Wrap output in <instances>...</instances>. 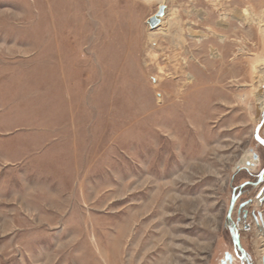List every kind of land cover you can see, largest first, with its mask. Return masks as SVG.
<instances>
[{
    "label": "rangeland",
    "instance_id": "1",
    "mask_svg": "<svg viewBox=\"0 0 264 264\" xmlns=\"http://www.w3.org/2000/svg\"><path fill=\"white\" fill-rule=\"evenodd\" d=\"M222 1L0 0V264H240L264 45ZM228 3L264 37V0Z\"/></svg>",
    "mask_w": 264,
    "mask_h": 264
},
{
    "label": "water",
    "instance_id": "2",
    "mask_svg": "<svg viewBox=\"0 0 264 264\" xmlns=\"http://www.w3.org/2000/svg\"><path fill=\"white\" fill-rule=\"evenodd\" d=\"M163 14H164V6L161 5V6H159L156 15L151 17L147 21V25L149 26V28L151 30H153L154 28H156L158 26L159 18L162 17ZM261 92L264 93V89ZM263 125H264V105H263V108L261 111L259 122L257 123V125L254 129V133H253L254 141L264 149V138L260 137V134H259ZM253 159L256 160L257 155H253ZM263 175H264V168L259 175L258 181L255 184H253L254 187H256V188L259 187V190L256 193L254 199L250 198L238 206V213L241 214L242 221L247 222L248 218L250 217L253 224L256 226V228L260 232L262 230H264V224H263V220H262V216H264V213L262 211H249V207L251 206V204L253 202H256L259 206L264 205V178H263ZM245 185H248V183H244V184L240 185L239 188L241 189ZM235 190H236L235 188L232 190V195H231V199L229 202V207H228V211L226 214L227 229H228V233H229L231 243H232V246L234 249V254L238 258V260L240 261V264H251L249 261L247 253L241 247L240 236H239L236 224L232 220V213L234 210V205H235L238 197L241 194L239 192L238 194L235 195L234 194ZM244 230L245 231L250 230V225H245ZM260 263L264 264V253L260 259ZM220 264H232V256L228 253H225L223 260H221Z\"/></svg>",
    "mask_w": 264,
    "mask_h": 264
},
{
    "label": "flooded vegetation",
    "instance_id": "3",
    "mask_svg": "<svg viewBox=\"0 0 264 264\" xmlns=\"http://www.w3.org/2000/svg\"><path fill=\"white\" fill-rule=\"evenodd\" d=\"M258 147H260V149L262 150V154L260 155L258 152H253L252 154V155H257L256 164L252 167L241 168L238 170V173H237L238 175L241 173L244 175H247L248 179L243 180L241 183H239L238 185L232 188V190L234 188L236 189L234 192L235 195L238 194L239 192L241 193L234 205V210H233V213L235 212L234 219L232 217L233 222L236 224L239 235H240L239 231L241 227L244 230L245 225H248L249 222L242 221L241 214L238 213V206L241 203L250 199V196H249L250 192L257 189L256 187L253 186V184H255L258 181L259 175L264 168V149L261 146H258ZM263 178H264V175H263ZM244 183H248V185H245L243 188L240 189L239 186Z\"/></svg>",
    "mask_w": 264,
    "mask_h": 264
},
{
    "label": "crops",
    "instance_id": "4",
    "mask_svg": "<svg viewBox=\"0 0 264 264\" xmlns=\"http://www.w3.org/2000/svg\"><path fill=\"white\" fill-rule=\"evenodd\" d=\"M230 0H227V3L223 0L222 1V4H223V7H222V10H226V9H232V13H233V15H234V18L232 19V20H230V21H234L236 24L237 23H239L237 26H240V25H242V26H244V27H248V34L246 35V37H248V39L247 40H249V41H252V43L254 44V43H257V41L259 40V42H261V44H263L264 45V37H263V33H262V35H258L257 34V23H255V27H256V29H253L252 28V22L250 21V23H249V25H246L245 24V22L244 21H242V19H241V21L240 20H235V17H236V15H238V12L236 11V10H239L240 12H241V15H243L244 14V12H245V10L248 8V10H249V12H248V14H250V16H251V13H252V11H251V9H250V6H248L247 8L246 7H244V8H240V6L239 5H236V6H230V4L228 3ZM256 12V11H255ZM225 19L223 18V21H222V25H221V20H220V27H222V29H223V31L225 32V31H230V28H231V23L228 21V22H225L224 21ZM264 26V24H261V26ZM262 26V27H263ZM232 30L234 31V30H237V27H234V25L232 26ZM227 33V32H226ZM228 34V33H227ZM228 36V35H227ZM227 38H230V37H227ZM263 58V57H262ZM258 192V190H256V193Z\"/></svg>",
    "mask_w": 264,
    "mask_h": 264
},
{
    "label": "bare ground",
    "instance_id": "5",
    "mask_svg": "<svg viewBox=\"0 0 264 264\" xmlns=\"http://www.w3.org/2000/svg\"><path fill=\"white\" fill-rule=\"evenodd\" d=\"M255 160L252 159L251 161L250 160H246L245 162H243L244 164H248L247 167H252V163L254 162ZM263 220V219H262ZM264 224V223H263ZM262 233H264V230L261 231Z\"/></svg>",
    "mask_w": 264,
    "mask_h": 264
}]
</instances>
